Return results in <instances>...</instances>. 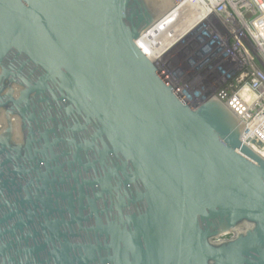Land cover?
Masks as SVG:
<instances>
[{
	"label": "water",
	"instance_id": "95a60500",
	"mask_svg": "<svg viewBox=\"0 0 264 264\" xmlns=\"http://www.w3.org/2000/svg\"><path fill=\"white\" fill-rule=\"evenodd\" d=\"M175 7L0 0V264H264V158L137 46Z\"/></svg>",
	"mask_w": 264,
	"mask_h": 264
},
{
	"label": "built area",
	"instance_id": "2783aa9c",
	"mask_svg": "<svg viewBox=\"0 0 264 264\" xmlns=\"http://www.w3.org/2000/svg\"><path fill=\"white\" fill-rule=\"evenodd\" d=\"M175 4L141 38L143 54L193 109L220 100L244 125L243 141L264 151V0Z\"/></svg>",
	"mask_w": 264,
	"mask_h": 264
},
{
	"label": "bare ground",
	"instance_id": "6f19581e",
	"mask_svg": "<svg viewBox=\"0 0 264 264\" xmlns=\"http://www.w3.org/2000/svg\"><path fill=\"white\" fill-rule=\"evenodd\" d=\"M138 47H139V49H140L141 51L143 50V48H144L145 50L147 49V48H146V45H145V42H144V40H142V39L139 41V43H138ZM142 47H143V48H142ZM145 50H143L142 52L147 53ZM252 147L255 149V151H257L258 153L262 154V156H264V151L261 149L262 146H261V144H258V141L253 142Z\"/></svg>",
	"mask_w": 264,
	"mask_h": 264
},
{
	"label": "rangeland",
	"instance_id": "374dc122",
	"mask_svg": "<svg viewBox=\"0 0 264 264\" xmlns=\"http://www.w3.org/2000/svg\"><path fill=\"white\" fill-rule=\"evenodd\" d=\"M143 48V47H142ZM143 50H145L144 48H143ZM146 51V50H145Z\"/></svg>",
	"mask_w": 264,
	"mask_h": 264
}]
</instances>
